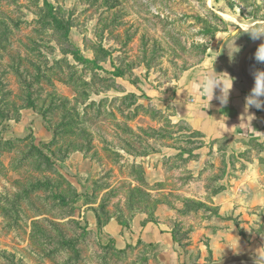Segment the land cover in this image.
I'll list each match as a JSON object with an SVG mask.
<instances>
[{
    "label": "rangeland",
    "instance_id": "374dc122",
    "mask_svg": "<svg viewBox=\"0 0 264 264\" xmlns=\"http://www.w3.org/2000/svg\"><path fill=\"white\" fill-rule=\"evenodd\" d=\"M261 27L264 0H0V264H167L137 239L141 215L163 219L178 264H211L190 248L211 209L182 192L227 186L264 144L200 139L148 94L218 34L244 46ZM90 209L131 241L115 248Z\"/></svg>",
    "mask_w": 264,
    "mask_h": 264
},
{
    "label": "crops",
    "instance_id": "0c3cea01",
    "mask_svg": "<svg viewBox=\"0 0 264 264\" xmlns=\"http://www.w3.org/2000/svg\"><path fill=\"white\" fill-rule=\"evenodd\" d=\"M239 42L237 37H230L227 33L218 34L207 48L197 70L182 76L172 89L152 90L148 94L152 101L171 103L175 122L186 125L200 139L211 142L225 139L228 144H235L238 148L244 145L243 141L249 140L264 144V107L245 106L246 97L251 91L244 86L237 70V59L243 48ZM254 50L250 51L246 59L247 72L251 77L256 71L264 70V62L256 59ZM214 71L221 83L213 89L212 96L211 86L205 87L201 78L206 72ZM223 85L225 91L229 89L226 104L219 100ZM148 153L141 156H148ZM228 181L227 186H221L220 190L210 192L204 188L199 195L182 192L184 199L199 205L198 216L203 215V210L211 209L209 211L212 212L211 219L201 217L198 221L200 224L194 226L198 230L193 232L190 248L200 251L198 263L203 262L207 251L211 252V264L234 255L264 256V231H252L259 227L264 215V151L259 158L247 163L238 178H229ZM87 214L90 223L97 226L93 210H88ZM162 220L157 222L142 215L139 218L135 216L132 229L142 243L161 246L167 264H178L174 244H179L173 241L171 230ZM103 227L115 248L122 249L131 241L129 237L123 236L122 227L116 219L110 218ZM230 264L257 263L239 260Z\"/></svg>",
    "mask_w": 264,
    "mask_h": 264
},
{
    "label": "clouds",
    "instance_id": "9594fccd",
    "mask_svg": "<svg viewBox=\"0 0 264 264\" xmlns=\"http://www.w3.org/2000/svg\"><path fill=\"white\" fill-rule=\"evenodd\" d=\"M248 32L253 38H256L260 34H264V27H261L258 29H250ZM233 45H234V41H233ZM235 52L237 51H233L232 53H235ZM256 59L259 62H264V45H261L258 48L257 53H256ZM217 76L218 74L214 71V72H206L204 76L201 78V83L205 85V87L209 85L211 86L212 96H213V89L219 86L221 83V81L217 80ZM254 77H255V85L253 89L251 90V93L246 97L245 106L246 108L254 106L259 109V108L264 107V99H261V97L264 96V71H256L254 73ZM228 90L225 91L224 85H223V94L219 97V100L223 104L227 103Z\"/></svg>",
    "mask_w": 264,
    "mask_h": 264
},
{
    "label": "water",
    "instance_id": "95a60500",
    "mask_svg": "<svg viewBox=\"0 0 264 264\" xmlns=\"http://www.w3.org/2000/svg\"><path fill=\"white\" fill-rule=\"evenodd\" d=\"M261 45H264V34H260L256 38H252L246 45L243 46L238 56V74L242 83L249 91L253 89L255 81L247 72L246 59L251 50L259 48ZM262 97L264 99V96ZM239 260H252L264 264V256L251 254L234 255L212 264H230Z\"/></svg>",
    "mask_w": 264,
    "mask_h": 264
},
{
    "label": "trees",
    "instance_id": "16d2710c",
    "mask_svg": "<svg viewBox=\"0 0 264 264\" xmlns=\"http://www.w3.org/2000/svg\"><path fill=\"white\" fill-rule=\"evenodd\" d=\"M85 61L88 62V60H85ZM113 76H115V77H122V76H123V73H122V71H120L119 69H115V71H114V73H113ZM195 133H196V132H195ZM196 134H197V133H196ZM147 153H148V151H147ZM145 154H146V152H143V153H141L140 155H145ZM220 189H222L221 186H219V187L217 188V190H220ZM95 217H96V219H97V227H98V228H101L103 223L100 221L98 214L95 213ZM116 221H117L120 225H123V224L121 223L120 220L116 219ZM107 222H108V221H107ZM107 222H106V223H107ZM106 223H105V224H106ZM103 225H104V224H103ZM173 240H174V237H173ZM174 241H176V240H174ZM178 244H179V243H178Z\"/></svg>",
    "mask_w": 264,
    "mask_h": 264
},
{
    "label": "bare ground",
    "instance_id": "6f19581e",
    "mask_svg": "<svg viewBox=\"0 0 264 264\" xmlns=\"http://www.w3.org/2000/svg\"><path fill=\"white\" fill-rule=\"evenodd\" d=\"M255 68V67H254Z\"/></svg>",
    "mask_w": 264,
    "mask_h": 264
}]
</instances>
